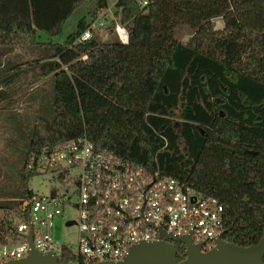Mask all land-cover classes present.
Returning a JSON list of instances; mask_svg holds the SVG:
<instances>
[{"label":"trees","instance_id":"trees-1","mask_svg":"<svg viewBox=\"0 0 264 264\" xmlns=\"http://www.w3.org/2000/svg\"><path fill=\"white\" fill-rule=\"evenodd\" d=\"M85 1L0 0V46L60 35ZM106 3L93 0L63 43L48 42L49 58L27 67L8 61L9 76L38 68V77L53 81V115L37 118L28 150L86 131L95 149L217 198L224 240L257 242L264 228V0H115L109 35L74 44ZM115 20L127 27V42ZM179 23L192 28L187 40L174 35ZM35 173L23 164L15 191L22 199L31 197L27 179ZM175 246L183 259L184 244Z\"/></svg>","mask_w":264,"mask_h":264},{"label":"built area","instance_id":"built-area-1","mask_svg":"<svg viewBox=\"0 0 264 264\" xmlns=\"http://www.w3.org/2000/svg\"><path fill=\"white\" fill-rule=\"evenodd\" d=\"M106 6L75 36L82 43L115 19ZM140 5L148 0H136ZM122 42L128 29L115 20ZM86 54L81 58L85 59ZM25 168L55 174L64 189L53 186L46 194L32 190L19 212L4 220L0 234V262L20 258L33 246L51 251L65 264H99L117 261L140 241L163 238L161 228L174 235L190 233L202 250L215 245L223 231V205L173 174L147 171L110 150H97L86 131L52 145L30 151ZM68 213L65 215V213ZM32 227L31 243L27 237ZM73 228L75 244L71 241Z\"/></svg>","mask_w":264,"mask_h":264},{"label":"rangeland","instance_id":"rangeland-1","mask_svg":"<svg viewBox=\"0 0 264 264\" xmlns=\"http://www.w3.org/2000/svg\"><path fill=\"white\" fill-rule=\"evenodd\" d=\"M92 6L93 0H86L77 7L64 22L60 35L38 33L39 43L35 46H0V204H4L0 206V218L6 221L22 206L23 199L15 191L20 183V170L30 152L28 144L32 127L39 116L51 118L53 115L52 78L49 75L38 77V68L9 76L7 74L12 70L7 68L8 61L15 62L18 67H27L49 58L52 50L48 42L63 43L68 34L76 29L79 18L87 16ZM111 10H115L114 5ZM212 20L217 28L223 25L221 17ZM191 33L192 28L185 23H179L174 28V35L182 40H187ZM98 35L105 38L109 33L102 29ZM6 75L8 79L3 78ZM53 186L65 188L55 174L37 172L27 179V187L37 194H46ZM65 230L72 231L70 237L74 247V229L67 227Z\"/></svg>","mask_w":264,"mask_h":264},{"label":"water","instance_id":"water-1","mask_svg":"<svg viewBox=\"0 0 264 264\" xmlns=\"http://www.w3.org/2000/svg\"><path fill=\"white\" fill-rule=\"evenodd\" d=\"M163 238L153 241H140L133 244L128 253L117 261H105L99 264H264V228L259 240L250 245H239L223 239L222 234L216 238L214 246L207 250L201 244L193 242L190 233L174 235L160 229ZM27 237L31 243L32 227ZM175 242L184 244L185 257L177 259ZM51 251L42 252L30 248L27 255L0 262V264H65Z\"/></svg>","mask_w":264,"mask_h":264},{"label":"crops","instance_id":"crops-1","mask_svg":"<svg viewBox=\"0 0 264 264\" xmlns=\"http://www.w3.org/2000/svg\"><path fill=\"white\" fill-rule=\"evenodd\" d=\"M4 219V218H3Z\"/></svg>","mask_w":264,"mask_h":264}]
</instances>
